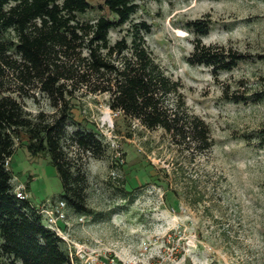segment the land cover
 <instances>
[{
	"label": "rangeland",
	"instance_id": "1",
	"mask_svg": "<svg viewBox=\"0 0 264 264\" xmlns=\"http://www.w3.org/2000/svg\"><path fill=\"white\" fill-rule=\"evenodd\" d=\"M137 3L133 20L151 27L148 50L180 83L179 113L200 123L209 146L201 151L190 140L174 143L163 130H148L109 110L107 96L76 94L74 118L106 146L101 159L83 160L86 204L103 218L75 215L65 206L67 225L57 221L56 234L73 264H264V0ZM206 19L211 24L203 44L246 56L231 72L214 75L186 62L194 36L185 24ZM118 37L111 32L112 40ZM256 94L263 99L255 102ZM226 97L245 100L234 104ZM36 99L24 102L26 111L50 113L45 100ZM9 167L13 190L24 188L49 227L62 202L49 159L21 147ZM122 188L133 190L126 200Z\"/></svg>",
	"mask_w": 264,
	"mask_h": 264
},
{
	"label": "trees",
	"instance_id": "2",
	"mask_svg": "<svg viewBox=\"0 0 264 264\" xmlns=\"http://www.w3.org/2000/svg\"><path fill=\"white\" fill-rule=\"evenodd\" d=\"M138 10L137 0L96 5L88 0H0V264H73L66 243L44 225L38 209L14 194L5 162L9 159L10 166L17 148L49 159L62 187L59 200L71 213L103 218L86 204L83 160L101 159L106 146L74 118L76 94L107 96V108L125 120L161 129L174 143L190 140L201 151L208 148L205 129L179 113L184 106L180 83L152 57L146 45L150 25L133 20ZM210 24L209 19L185 24L194 36L186 62L214 75L231 72L246 56L203 44ZM113 31L120 37L112 40ZM36 96L50 113L26 111L24 102L35 103ZM256 96L255 102L263 99ZM225 100L237 104L245 99ZM131 191L122 188L121 198Z\"/></svg>",
	"mask_w": 264,
	"mask_h": 264
},
{
	"label": "built area",
	"instance_id": "3",
	"mask_svg": "<svg viewBox=\"0 0 264 264\" xmlns=\"http://www.w3.org/2000/svg\"><path fill=\"white\" fill-rule=\"evenodd\" d=\"M5 167H9V159L5 162ZM14 194L18 199H28L27 194L23 187H17L14 189ZM65 204L60 202L58 206L55 208L53 215L49 217V229L55 231L58 235L60 234L59 227L57 226V221H63L65 225H67L66 215L63 212ZM78 222H82V219H78Z\"/></svg>",
	"mask_w": 264,
	"mask_h": 264
}]
</instances>
